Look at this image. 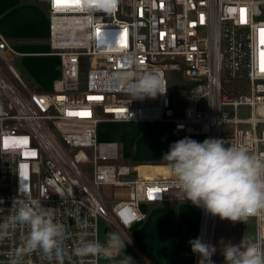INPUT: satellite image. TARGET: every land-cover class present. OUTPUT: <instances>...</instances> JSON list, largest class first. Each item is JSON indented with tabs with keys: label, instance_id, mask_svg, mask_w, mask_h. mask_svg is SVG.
Segmentation results:
<instances>
[{
	"label": "built area",
	"instance_id": "1",
	"mask_svg": "<svg viewBox=\"0 0 264 264\" xmlns=\"http://www.w3.org/2000/svg\"><path fill=\"white\" fill-rule=\"evenodd\" d=\"M43 1L49 54L59 58L50 92L20 79L0 34V223L21 201L37 200L65 229L64 264H82L73 255L81 237L101 244L110 237L101 238L100 222L125 236L146 220L142 206L184 199L170 173L140 176L138 164L121 163L116 142H99L102 120L166 123L174 133L223 139L264 158V0H117L110 13ZM149 71L162 75L166 91L133 99L126 83ZM176 74L187 86H179L180 104L170 89ZM215 217L202 207L197 238L209 246ZM244 222L264 248V215ZM9 232L0 241V264H11L28 229ZM193 258L200 264L199 253ZM23 264L49 261L33 252Z\"/></svg>",
	"mask_w": 264,
	"mask_h": 264
},
{
	"label": "clouds",
	"instance_id": "2",
	"mask_svg": "<svg viewBox=\"0 0 264 264\" xmlns=\"http://www.w3.org/2000/svg\"><path fill=\"white\" fill-rule=\"evenodd\" d=\"M116 4L117 0H80L84 10L106 13L112 12ZM166 89L162 75L155 71L145 72L126 83V91L133 99L155 98ZM225 145L223 139L207 138L197 142L185 137L174 142L162 159L175 186L193 205L232 222H244L249 217L264 215V158L250 154L243 147ZM15 225L25 226L28 232L11 264H23V258L33 252H39L49 264L53 260L64 264L67 254L65 229L54 222L52 212L39 201L19 203L14 215L0 223V241L10 235L9 230ZM259 239L264 240V226ZM189 243L192 251L202 257L200 264H205V261L211 264L210 257L215 248L202 243L199 238ZM124 247L125 242L118 234H112L105 244L81 237L73 255L79 257L83 264L87 257L112 259ZM223 255L226 264H264V248L251 240L241 241L238 245L226 244ZM127 260L131 258L127 257ZM120 264H126V261Z\"/></svg>",
	"mask_w": 264,
	"mask_h": 264
},
{
	"label": "rangeland",
	"instance_id": "3",
	"mask_svg": "<svg viewBox=\"0 0 264 264\" xmlns=\"http://www.w3.org/2000/svg\"><path fill=\"white\" fill-rule=\"evenodd\" d=\"M26 1H31L42 8L44 6L43 0H0V25L7 28L5 30L7 35L12 33L11 30L23 33L29 29L28 24L33 21V17L24 6ZM7 13L9 16H6ZM33 22L37 23V20L35 19ZM15 50L24 51L23 48ZM8 61L20 79L30 87H35L38 84L34 73L41 70L44 62L50 64L51 72L54 73L55 78L56 76L58 78L59 58L57 56L46 59L39 56L12 54ZM1 65L8 72L6 66L3 63ZM175 77L170 80V89L174 101L180 104L183 94L179 86L183 88L184 85L180 75L176 74ZM185 137L197 142L205 140L204 136H185L182 133H174L169 124L160 122L129 123L102 120L98 125L97 134L99 142H116L119 147L121 163L125 165L138 164L137 170L140 169V176L143 177L167 176L169 172L162 157L170 150V146L174 142ZM84 169L86 170V168ZM182 196L184 199L176 202L180 203L178 217L176 216V203L167 204L168 206L171 204V209L163 207L154 212H151V209L154 210L157 205H145L148 206V209H145L148 211H145L146 220L126 231L125 236L113 231L105 222H100L103 240L112 234H118L125 242L123 251L115 258L103 259L102 263L120 264L121 261H126V264H183L178 258V253L191 247L189 241L196 239L198 207L192 203L186 205L190 201L185 199L184 194ZM106 228H108V232L104 234ZM252 228L251 222H232L216 216L211 242V247L215 248V252L211 255L213 261L225 259L223 251L226 244L238 245L241 241L245 243L249 240L252 241ZM126 256L131 260H127Z\"/></svg>",
	"mask_w": 264,
	"mask_h": 264
},
{
	"label": "crops",
	"instance_id": "4",
	"mask_svg": "<svg viewBox=\"0 0 264 264\" xmlns=\"http://www.w3.org/2000/svg\"><path fill=\"white\" fill-rule=\"evenodd\" d=\"M25 3L26 4H24V6L26 7V9L29 10L31 17H33V21L36 19L37 23H34L33 21L30 22L28 24L29 29L23 33L12 31L9 28L11 30L9 31L12 33H8V35L7 33H5V30L7 28L4 25L3 26L0 25V34L8 41L15 54L22 56H39L46 59L56 57L54 55L49 54V49L47 46L48 20H47V14L45 15L46 13L45 2L43 3L44 4L43 8L39 7L37 4L31 1H26ZM6 16H9V14ZM16 48H23L24 51L15 50ZM51 71L52 68L50 67V64L44 62V65L41 68V70L38 71L37 73L36 72L34 73L35 78L38 80V84L35 87L29 86L30 89L35 90L37 92H50L52 90L53 82L57 79V76L55 78L54 73H52ZM58 71H59V67H58ZM187 201L189 202V200ZM176 202L178 201H174L173 204ZM168 203H172V202H168ZM168 203L163 205H157L154 210L151 209V212L162 209L163 207H167L166 209H171V204H169L168 206L167 205ZM191 203L192 202L190 201V203L186 205H189ZM176 205H177L176 216L178 217V206L180 205V203H176ZM142 209L144 211H147L145 209H148V206H142ZM201 210L202 207H198L196 212L197 233L200 223ZM196 239H197V235H196ZM193 255L194 252L192 251V248L189 247L184 251H180L178 253V258L181 259L183 264H193V260H194Z\"/></svg>",
	"mask_w": 264,
	"mask_h": 264
},
{
	"label": "snow or ice",
	"instance_id": "5",
	"mask_svg": "<svg viewBox=\"0 0 264 264\" xmlns=\"http://www.w3.org/2000/svg\"><path fill=\"white\" fill-rule=\"evenodd\" d=\"M80 0H53V5L54 6H61V5H66V4H69V3H74V4H79ZM243 11L242 10V22H243ZM201 21L203 22V16H201ZM126 32V30H125ZM261 35L262 37H264V29L261 30ZM262 42H264V39H262ZM262 71H264V53H262ZM89 99H99V97H89ZM78 115H81V116H90V113L89 112H81V113H78ZM25 139V142H26V138ZM150 197L152 195V192L150 191L149 193Z\"/></svg>",
	"mask_w": 264,
	"mask_h": 264
},
{
	"label": "trees",
	"instance_id": "6",
	"mask_svg": "<svg viewBox=\"0 0 264 264\" xmlns=\"http://www.w3.org/2000/svg\"><path fill=\"white\" fill-rule=\"evenodd\" d=\"M179 82H180V77L178 78ZM184 89H187V86L183 87ZM138 171H140V169H138Z\"/></svg>",
	"mask_w": 264,
	"mask_h": 264
}]
</instances>
